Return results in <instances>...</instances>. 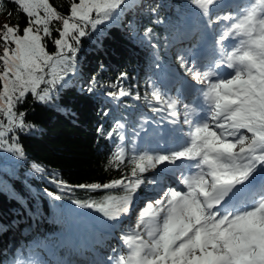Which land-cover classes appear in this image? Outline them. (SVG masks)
<instances>
[{"label": "snow or ice", "instance_id": "obj_1", "mask_svg": "<svg viewBox=\"0 0 264 264\" xmlns=\"http://www.w3.org/2000/svg\"><path fill=\"white\" fill-rule=\"evenodd\" d=\"M27 17L21 29L5 23L0 26V155L27 159L22 136L40 129L27 120L23 109L29 96L37 104L56 106L61 92L79 75L77 56L82 41L93 34L99 39L110 26H123L129 14L156 16L157 6L141 0H69L63 13L50 0H10ZM204 20L205 27L219 31L216 40L219 61L188 68L183 54L181 65L192 72L193 80L205 85L200 90L203 105H183L185 133L166 152H140L133 137L126 134V117L115 119L111 128L97 127L98 137L110 142L112 152L106 167L121 172L109 182L71 184L62 174L33 163V174L51 185L45 195L61 200L77 189L96 192L121 189L123 195H107L102 201L74 200L82 209H94L117 228L134 211L138 218L121 232V249L113 247L100 264H264V0H187ZM234 8L236 13L225 11ZM5 8L0 0V13ZM9 19L13 13H7ZM134 36L155 49L153 30L140 32L134 19L127 21ZM215 26H219L217 29ZM56 33V35H53ZM240 38L227 50L225 41ZM54 46L48 50V41ZM233 70L231 73L223 69ZM127 72L117 77L118 90L105 93L113 103L129 97L140 100L134 85L126 88ZM93 77L80 91H96ZM148 103L153 112L168 111L169 123H179L178 99L153 88ZM127 107V105H125ZM203 113L195 122L192 114ZM109 114L108 110L104 115ZM143 125H141V128ZM131 145V149H129ZM129 151L132 152L129 155ZM131 164L130 172L122 166ZM163 166L161 172L176 177L182 189L164 187L161 173L144 174ZM257 177L260 183L257 184ZM152 185L159 195L137 206L141 186ZM21 200L23 197L20 198ZM0 230H7L0 226Z\"/></svg>", "mask_w": 264, "mask_h": 264}, {"label": "trees", "instance_id": "obj_2", "mask_svg": "<svg viewBox=\"0 0 264 264\" xmlns=\"http://www.w3.org/2000/svg\"><path fill=\"white\" fill-rule=\"evenodd\" d=\"M50 2L67 13L69 0ZM141 2L152 7L158 5L157 15L163 23H152L156 16L148 13L135 16L129 14L123 26H110L99 39L95 34L84 39L77 56L79 75L61 92L56 106L37 104L31 96L22 105L29 112L27 120L40 131L35 135L21 137L26 160L13 159L12 154L0 155V226L7 229L0 230V264H29L33 255L40 258L43 264H49L48 247L58 261L67 260L68 245L61 244V236L77 223L79 214L84 211L73 201L99 202L107 195L124 194L121 189L96 192L77 189L68 193L64 199L53 200L43 190L55 189L36 177L31 165L35 162L56 170L73 185L93 182L103 184L120 178L121 172L115 167H106L112 148L109 141L98 137L97 127L103 125L107 130L112 127L115 119L126 117L129 122L126 134L131 137L133 130H141L145 120L153 119L151 113L160 114L151 111L153 106H157L155 102L150 104L145 100V95L151 99L150 93L155 88L154 73H160L155 51L133 35L127 21L134 19L140 32L146 27L152 28V42L157 45L166 65L184 68L177 58L181 54L180 24L186 11L193 8L187 0ZM2 3L5 12L0 13V22L13 25L19 23L23 29L27 25V17L18 12L17 6L10 0H2ZM8 12L13 13L11 19ZM48 50H54L50 40ZM121 72H127L129 76V80L123 82L126 88L129 84L136 86L134 91L140 93V105L129 97L113 103L104 95L118 90L119 85L115 82ZM93 77L96 91L93 94L81 92L80 86H86ZM106 110L109 112L107 116L104 115ZM136 138L133 137L134 141ZM150 138L153 135L150 134ZM122 167L125 172H130L131 164L126 161ZM128 226L124 222L114 229L121 236V232L126 231Z\"/></svg>", "mask_w": 264, "mask_h": 264}, {"label": "rangeland", "instance_id": "obj_3", "mask_svg": "<svg viewBox=\"0 0 264 264\" xmlns=\"http://www.w3.org/2000/svg\"><path fill=\"white\" fill-rule=\"evenodd\" d=\"M250 2V0H249ZM225 11H227V9H225ZM3 24V22H0V26ZM191 24H194L193 21H191ZM187 61V60H186ZM195 61V60H194ZM190 64V68L192 67H197V65L199 67L202 66V63L200 62H192L191 61L189 62ZM194 65V66H193ZM192 78V72L188 71L187 73V77H186V81L190 80ZM186 81H183L182 84H186L188 86H191V83L190 82H186ZM165 85V86H164ZM168 85L167 83H162V87L164 90H167V86ZM185 101V100H183ZM186 102V101H185ZM180 108V107H179ZM182 124V123H181ZM141 139H139V142L138 144H140ZM15 159V158H13ZM12 159V160H13ZM7 160H11V159H7ZM162 169V165L161 166H158L156 169L152 170L150 172L151 175H155L156 173H159L160 170ZM142 196H144V194H142ZM144 198V197H143ZM156 197H152V200H154ZM137 203H138V198H137ZM83 215V214H82ZM101 214L97 213L94 209H91L87 215H83L81 216V220L79 221V223L77 224V226L75 228H72L69 232L70 236H71V239H70V243L74 246V245H78L80 242L79 241H85V240H88L89 242L90 241V237H95V233L93 232V226H95V219H96V216H100ZM96 229L97 226H96ZM118 242V245H119V249H121L123 246L121 244V241L120 239L117 240ZM48 253H49V250H48Z\"/></svg>", "mask_w": 264, "mask_h": 264}]
</instances>
